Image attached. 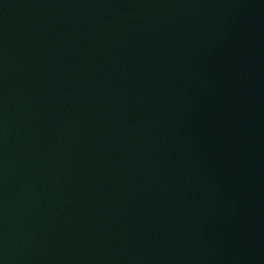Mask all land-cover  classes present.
Wrapping results in <instances>:
<instances>
[{"label":"water","instance_id":"95a60500","mask_svg":"<svg viewBox=\"0 0 264 264\" xmlns=\"http://www.w3.org/2000/svg\"><path fill=\"white\" fill-rule=\"evenodd\" d=\"M0 264H264V0H0Z\"/></svg>","mask_w":264,"mask_h":264}]
</instances>
